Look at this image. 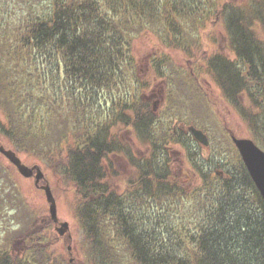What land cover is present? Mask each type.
I'll return each mask as SVG.
<instances>
[{
    "label": "trees",
    "instance_id": "16d2710c",
    "mask_svg": "<svg viewBox=\"0 0 264 264\" xmlns=\"http://www.w3.org/2000/svg\"><path fill=\"white\" fill-rule=\"evenodd\" d=\"M251 1L256 16L251 12L246 24L238 10L226 20L235 60L217 51L204 60L253 138L264 143V40L254 33L264 36V0ZM41 2L23 29L11 21L7 34L0 31V135L17 152L44 160L77 194L86 253L79 264H264V202L242 162L232 153L235 167L226 180L204 170L198 187H182L163 144L176 135L157 130V117L135 92L138 31L158 24L170 42L187 45L193 27L180 20L204 22L211 8L200 0ZM105 102L121 110L103 116ZM116 120L138 133L145 157L129 176L113 174L114 183L110 158L125 155ZM217 151L226 159L231 152ZM4 205L21 210L12 218L24 222L5 232L0 264H54L55 250L47 248L58 237L49 232V218H25L19 200Z\"/></svg>",
    "mask_w": 264,
    "mask_h": 264
},
{
    "label": "rangeland",
    "instance_id": "374dc122",
    "mask_svg": "<svg viewBox=\"0 0 264 264\" xmlns=\"http://www.w3.org/2000/svg\"><path fill=\"white\" fill-rule=\"evenodd\" d=\"M200 1L205 10L211 8V13L209 16H204L206 17L204 22L192 24L186 19L180 20L184 25L190 23L193 27L191 34L195 39L184 40L187 45L170 42L165 31L157 28L158 24L150 25L147 30L138 31L132 44L138 75L137 83H140V87H136L135 92L148 101L150 111L155 112L157 109L155 112L157 130L172 129V134L176 135L175 139H169L163 144L167 148L169 165L175 172H179L174 180L188 190L199 186L200 173L204 170L215 174L217 172L220 178L226 180L225 178H228L235 167V162L231 159L232 153L235 156L234 160L238 159L242 162L232 136L252 140L260 150L264 151V143L253 138L252 129L242 120L233 100L227 98L223 92L217 71L210 70L204 60V57L210 56L214 51L229 60H235V49L230 38L231 29L226 20L234 18L233 15L238 10L246 24L252 12L251 8L256 10L254 4L251 0H225L228 3L220 9V3L224 0ZM205 1L206 3L203 4ZM33 4L36 7L34 9ZM44 4L41 0H0V31L2 34H7L15 25L23 29L30 11H41V6ZM216 8L217 11L220 10L218 16H215ZM250 16L256 15L252 12ZM11 21L14 23L13 26ZM254 33L264 40V36H260L258 30H254ZM263 45L264 41L261 43V46ZM244 98L247 100L248 96ZM105 105L106 108L101 111L103 116L108 112L118 114L121 110V108H109L106 102ZM129 116H131L130 112ZM3 122L4 119H1V124ZM117 122L119 123L115 125V130L122 144L121 153L125 155L123 158L116 156L110 158L114 169H110L111 174L108 173L107 176L109 175V180L114 183L117 179L112 176L113 174L129 176L136 159L145 157L142 151L145 150L144 142L141 141L138 133L128 132L125 124L121 121ZM189 125H194L205 133L208 139L207 147L197 143L187 133L185 127ZM180 127L185 128L186 133L181 132ZM0 146L14 151L24 165L38 166L41 169L44 179L39 185L49 186L55 200L58 221L67 222L69 225V231L64 236H58L55 231L56 226L51 225L49 232L58 238L47 248L48 252L55 250L56 253V258L51 255L50 260H53L54 264L56 259L62 260L64 264L82 262L86 253L83 255V248L85 251L82 245L83 233L75 213L77 194L72 186L54 170L48 169V164L44 160L17 152L12 146L3 142L1 135ZM148 146H150L149 142ZM216 147L229 149L231 151L228 152L229 157L227 159L225 156L219 157ZM192 153L198 161L189 156ZM3 199L4 203L9 200L21 201L25 218L27 215H32L40 222L48 218L50 220L44 191L35 187L33 177L21 176L0 153V202ZM4 203L0 204V244L3 242L5 232L15 229L13 226H16V223L20 226L24 222L20 219L13 221L12 216L15 212L20 213L21 210ZM219 203L222 204V200Z\"/></svg>",
    "mask_w": 264,
    "mask_h": 264
},
{
    "label": "water",
    "instance_id": "95a60500",
    "mask_svg": "<svg viewBox=\"0 0 264 264\" xmlns=\"http://www.w3.org/2000/svg\"><path fill=\"white\" fill-rule=\"evenodd\" d=\"M187 130L197 143L204 147L208 146L207 136L201 130L193 126L187 127ZM231 138L254 186L264 201V151L260 150L252 140L239 139L234 136ZM0 153L17 169L21 176L30 178L34 175V184L39 187V182L44 179V175L38 166L28 167L24 165L15 152L3 146H0ZM40 188L44 191L48 203L50 219L53 223L58 224L55 231L59 236H64L69 231V225L67 222L58 221L55 200L49 186L46 184Z\"/></svg>",
    "mask_w": 264,
    "mask_h": 264
},
{
    "label": "bare ground",
    "instance_id": "6f19581e",
    "mask_svg": "<svg viewBox=\"0 0 264 264\" xmlns=\"http://www.w3.org/2000/svg\"><path fill=\"white\" fill-rule=\"evenodd\" d=\"M215 147V146H214ZM216 149H217V147H216Z\"/></svg>",
    "mask_w": 264,
    "mask_h": 264
},
{
    "label": "flooded vegetation",
    "instance_id": "af4514ba",
    "mask_svg": "<svg viewBox=\"0 0 264 264\" xmlns=\"http://www.w3.org/2000/svg\"><path fill=\"white\" fill-rule=\"evenodd\" d=\"M147 101V100H146ZM148 102V101H147Z\"/></svg>",
    "mask_w": 264,
    "mask_h": 264
}]
</instances>
